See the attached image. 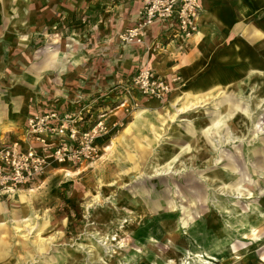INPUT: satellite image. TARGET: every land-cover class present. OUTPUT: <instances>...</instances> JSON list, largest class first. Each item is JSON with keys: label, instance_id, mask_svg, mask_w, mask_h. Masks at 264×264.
Masks as SVG:
<instances>
[{"label": "rangeland", "instance_id": "374dc122", "mask_svg": "<svg viewBox=\"0 0 264 264\" xmlns=\"http://www.w3.org/2000/svg\"><path fill=\"white\" fill-rule=\"evenodd\" d=\"M101 1L0 0V118L85 106L110 128L80 173L51 171L40 187L0 195V264H179L178 254L211 248L208 264L264 260V74L176 105L189 88L158 102L139 95L126 114L119 76L156 51L121 42L127 27Z\"/></svg>", "mask_w": 264, "mask_h": 264}, {"label": "crops", "instance_id": "0c3cea01", "mask_svg": "<svg viewBox=\"0 0 264 264\" xmlns=\"http://www.w3.org/2000/svg\"><path fill=\"white\" fill-rule=\"evenodd\" d=\"M200 1L201 12L198 19V29L189 40L184 42L185 44H182L183 47H177L181 40L176 33V24L172 21L156 20L144 32V39L150 43L158 40L159 37L157 36H166V42L162 45V48L156 49L155 53L152 52L145 57L137 70L145 66L150 67L166 77L167 80L173 73L179 74L182 78V87L189 88L186 96L184 95V89L171 98L173 99L175 96L182 97L179 103L185 97L193 99L196 97L209 98L210 93L213 91L218 92V94L219 90L226 93L227 87L229 88L232 83L235 84V80L239 76L264 74V0ZM101 2L104 10L112 15L115 25L125 24L126 27H130L135 23L139 7L137 0L125 3L113 2L112 0H102ZM132 53L139 57V49H132ZM136 63L138 64L139 60ZM125 80L126 78H120L119 76V84ZM182 87L175 88L173 92L179 91ZM173 92L168 97H171ZM134 96L137 98L139 95L134 94ZM152 99L153 101H160L159 99ZM78 107L33 111L27 114L20 123L16 122L14 116L8 119L1 117L0 140L15 138L22 129L27 117L32 114L45 113L51 110L62 112ZM5 128L7 129L4 130ZM99 158L100 156L93 163ZM80 168H78L77 173H80ZM60 170L67 171L63 167H54L49 172L52 171L54 174ZM46 176L48 175L41 176L35 183L22 188L40 187L45 183ZM243 236H245V239L248 238L247 234ZM232 247L230 249L231 253L235 254L237 259L244 257L247 251L245 246L240 252L236 251L234 246ZM208 252L218 254V251L214 248H211ZM216 258L213 260H216ZM221 258L222 260L219 258L216 264H232L235 261L228 256ZM257 261L251 264H256Z\"/></svg>", "mask_w": 264, "mask_h": 264}, {"label": "built area", "instance_id": "2783aa9c", "mask_svg": "<svg viewBox=\"0 0 264 264\" xmlns=\"http://www.w3.org/2000/svg\"><path fill=\"white\" fill-rule=\"evenodd\" d=\"M137 1L135 23L119 35L125 44H142L145 28L156 20L174 22L176 33L183 38L192 36L198 29L200 0ZM150 46L154 50L162 48L158 40ZM177 87H182L179 74L173 73L167 80L145 66L119 84V103L126 114H131L138 107L134 94L161 100ZM109 130L106 113L94 116L85 106L28 116L15 138L0 140V195L35 183L54 167H88L100 156L103 138ZM256 264H264V260L259 259Z\"/></svg>", "mask_w": 264, "mask_h": 264}, {"label": "bare ground", "instance_id": "6f19581e", "mask_svg": "<svg viewBox=\"0 0 264 264\" xmlns=\"http://www.w3.org/2000/svg\"><path fill=\"white\" fill-rule=\"evenodd\" d=\"M149 27V26H148ZM148 27H146L145 29H147ZM188 94V90H186L185 91V93H184V95L186 96ZM180 98H182V97H180ZM180 98H179V96H175L173 99H171V101H170V103L172 104V105H176V104H178L179 103V101H180ZM184 98V97H183ZM195 104H191V107L192 106H194ZM225 116H227V113L226 114H224V113H219V116L217 117V118H215L212 122H209V124H208V126H206V128H204V129H202V131H201V134H202V136H204V132L207 130V129H209V128H211L212 126H214V127H219V125H220V123H221V121H222V119L225 117ZM138 117H141V114H140V112H138ZM136 119H137V117H136ZM133 123V122H132ZM135 124V123H134ZM109 147V146H108ZM107 147V148H108ZM170 168V165L166 168V169H169ZM161 172H165V169H163V170H160ZM156 174H158V169H156L155 171H154ZM66 175H71V174H74L73 172H71V171H69V170H67L66 172ZM76 173V172H75ZM22 206H24L23 205V201H22ZM88 206H90V205H88ZM185 224V223H184ZM115 236V234L113 233V234H111V237H114ZM113 239H116V238H113ZM150 239H154V238H150ZM149 239V240H150ZM155 240V239H154ZM154 242V241H153ZM207 256V258H209V259H215L216 257H215V255H213L212 253H210V252H208V251H206V250H203L202 252H194V253H192L191 255H186V254H178L177 255V261L179 262V264H202V263H204V264H208L209 263V261H206L205 259H202V256L204 255V254ZM198 260H199V262H198ZM164 263L165 264H172L173 263V259H171V258H166L165 259V261H164Z\"/></svg>", "mask_w": 264, "mask_h": 264}]
</instances>
